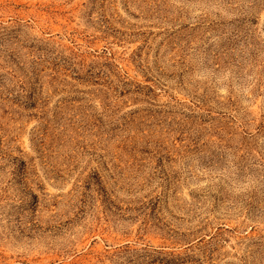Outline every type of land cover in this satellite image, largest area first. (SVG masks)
I'll list each match as a JSON object with an SVG mask.
<instances>
[{"label": "rangeland", "instance_id": "obj_1", "mask_svg": "<svg viewBox=\"0 0 264 264\" xmlns=\"http://www.w3.org/2000/svg\"><path fill=\"white\" fill-rule=\"evenodd\" d=\"M0 264H264V0H0Z\"/></svg>", "mask_w": 264, "mask_h": 264}]
</instances>
